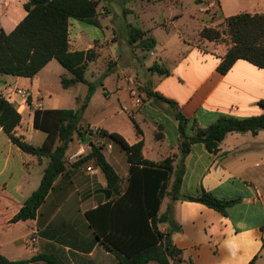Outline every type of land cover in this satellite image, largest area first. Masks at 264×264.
<instances>
[{
    "label": "crops",
    "instance_id": "crops-1",
    "mask_svg": "<svg viewBox=\"0 0 264 264\" xmlns=\"http://www.w3.org/2000/svg\"><path fill=\"white\" fill-rule=\"evenodd\" d=\"M123 1L124 4L135 5L137 2L142 5L140 15L132 16L137 26L128 25L141 29L146 37L156 40L155 48L152 51L144 50V53L155 57L161 54V63H155L171 71L170 76L151 74V78L146 80L150 82L153 91L175 101L182 114L190 119L191 124L186 130L189 136L193 134V122L206 128L223 116L245 119L264 114V108L260 105L264 102V69L239 60L227 74H221L218 66L228 47L206 41L202 49L185 39V34L177 23L182 15L174 13L173 9L182 7L185 0ZM110 2L108 0L109 6ZM215 2L217 13L214 20L217 21H225L243 13L264 14V0ZM25 3L26 0H0V28L7 34L13 32L27 16ZM213 4L210 3L211 8ZM202 5H206V0H203ZM165 10L171 12L169 17H166ZM110 17L106 18L109 21L107 25L100 18L101 28L89 26L101 30L105 28L103 38H99L95 29L87 28L88 25L72 19L69 26L70 45L73 51L96 50L98 57L89 64L87 71L102 58L105 62H113L108 67H111V72L105 78L104 85L108 86V82L112 80L115 83L114 94H125L122 110L128 114L129 125L125 130L113 131L87 122L83 124L94 132L102 128L118 133L130 145L142 140L144 156L150 161L177 158L178 122L170 114L168 104L144 95L142 105H136L132 99L130 90L134 78L126 77L125 74L136 70L147 57H141V60L133 57L128 65H122L121 52L139 45L128 44L127 29L123 31V35L120 31L115 32ZM119 33L121 39H116ZM197 52L205 60L201 64L212 60L213 65L203 80L190 93L184 94L187 80L182 79L177 71L179 67L186 65L190 54ZM55 61H51L33 79L0 75V94L22 116L16 135L35 147H41L47 138L46 132L34 128L36 111L78 110L71 97L54 94L49 77L56 72L61 73ZM106 69H103V73ZM63 76L70 77L68 72L60 74V81ZM91 77L95 78L94 75ZM79 85L86 86L78 84L69 89L62 88L71 91ZM105 89L106 99L110 101L114 94ZM18 90L28 93L30 107H22L23 101ZM132 118L138 124L141 134L137 133ZM91 148L89 145L85 146L84 141L80 143L75 136L66 153V170L54 182L36 219L13 223L12 218L39 188L50 160L25 153L11 142L0 127L1 255L10 261H25L26 264H47L31 262L33 257L40 254L54 255L64 264L116 263V255L104 249L86 216L100 201H107L105 193L108 191L105 177L94 161L76 164L89 154ZM103 153L116 172L125 178V188L129 175L125 152L120 151L118 154L114 146L108 144ZM88 168L95 172L88 171ZM173 181L174 177L171 179ZM202 191H208L221 200L239 201L226 209V215L198 202L173 203L174 217L181 227L173 235V243L181 251L182 264H264V131L257 135L230 133L221 142L217 154H210L203 144L193 145L191 153L185 159L181 194L196 197ZM165 202L166 209L171 203L166 198L161 213ZM165 228V225L161 226L162 230ZM31 238L36 241L27 244Z\"/></svg>",
    "mask_w": 264,
    "mask_h": 264
},
{
    "label": "trees",
    "instance_id": "trees-1",
    "mask_svg": "<svg viewBox=\"0 0 264 264\" xmlns=\"http://www.w3.org/2000/svg\"><path fill=\"white\" fill-rule=\"evenodd\" d=\"M203 3V0H196ZM99 1L97 0H26L27 16L7 34L0 28V75L33 79L51 61L56 60L69 74L63 76L61 84L69 89L78 84L88 87L86 102L93 97L98 83L87 81L86 72L98 54L95 49L73 51L70 45L69 26L72 19L85 25L101 28ZM225 29L204 27L199 31L201 41L223 44L228 47L218 71L225 75L239 60L264 69V14L243 13L225 19ZM127 41L130 46L138 44L145 51H152L156 40L146 37V33L136 27L127 26ZM111 68V67H110ZM103 75L105 79L111 69ZM149 71L160 77L171 75V71L155 63ZM100 84H103L102 82ZM148 98L166 103L170 114L178 122V151L176 157H168L160 162L150 161L144 156V142L130 145L125 138L115 132L99 128L96 134L120 145L129 164L127 186L109 163L103 153V145H92L91 151L76 162L77 165L94 161L104 175L108 185L105 193L107 201L86 213L97 239L104 249L116 255L115 264H182L181 251L173 243V235L181 230L174 217L173 203L192 201L204 204L223 215L226 209L239 200H221L208 191L199 196L181 194L185 176V159L195 144H203L210 154H217L221 142L230 133H251L264 131V114L245 119L220 117L206 128L192 123L193 134L186 133L190 119L180 111L178 104L158 92L152 86H145ZM260 105L264 108V102ZM138 134L141 131L136 121L131 119ZM22 116L15 106L0 94V127L11 142L32 156L48 158L39 188L26 200L24 206L11 222L34 220L48 197L56 179L66 170V153L74 137L86 135L81 127L78 111L44 110L34 113V128L47 133L41 147H35L16 135ZM91 143V142H90ZM178 159L176 165L175 160ZM172 177L174 181L171 182ZM166 198L171 203L161 213ZM165 225V230L161 226ZM264 245V244H263ZM31 262L64 264L54 255L40 254ZM0 264H26L25 261H10L0 254ZM254 264V262L250 263Z\"/></svg>",
    "mask_w": 264,
    "mask_h": 264
},
{
    "label": "rangeland",
    "instance_id": "rangeland-1",
    "mask_svg": "<svg viewBox=\"0 0 264 264\" xmlns=\"http://www.w3.org/2000/svg\"><path fill=\"white\" fill-rule=\"evenodd\" d=\"M97 1H99L98 10L100 18L104 19V25L109 24V21L106 20V18L108 16H111L110 22L114 25V29L116 30L115 32L118 33V31H120L121 35H123V31L127 29L128 24L137 26V24L133 21L132 16L133 14L134 16L140 15V9L142 8V5H140V3L137 4V2H135L136 4L133 5V3L124 4L123 0H111L109 6L108 0ZM210 3H214L212 8L210 7ZM202 4L203 3H197L196 0H185L182 7H173V9L174 13L179 12V14L182 15L181 18H179V20L177 21V23L179 28L183 30L185 34V39L190 41L193 45H198L200 48L203 49L206 41H201L199 31L206 26L218 27L224 30L225 22L214 20L215 13H217V5H215V0H206V5ZM131 9L135 11H132ZM164 13L166 17H169V15H171V12H169V10H165ZM115 20L116 25L114 24ZM86 27L93 30L95 29L89 26ZM95 31L98 32L99 38H103L104 33H106L105 28L104 30L95 29ZM117 38L121 39L120 33L116 35V39ZM168 47H170V45ZM121 53L123 55L122 65H128L131 62L130 59L133 57H136L139 60H141V57H147L145 60H142L143 63H141V66L137 67L136 70H132L125 74L126 77L131 76L134 78V80L139 83L140 94H142V97L144 95L147 98V95L145 93V86L150 82L146 79L151 78L152 74L149 69L154 65L155 62L161 63V54L157 57L150 56L148 55V53H144V50L139 46H136L135 48L130 47L128 49H124V51ZM201 61L205 60H203V57L200 52L193 53L190 54V56L188 57L186 65L179 67L177 74H180L182 79L187 80V87L185 88L184 94L190 93V90H193V88L198 85L206 76V74L211 70V67L213 65L212 60H206L207 62L204 64H201ZM54 63L58 65L59 72L61 71V73L56 72L49 77L51 86L54 90V94L56 96L58 94H61V96L71 97L72 101H74L78 108L77 111L79 112V115L82 120L81 127L84 130V134L86 135V138H89V141L91 143L99 146L103 145L104 149H106L108 144H112L114 146L115 151H117L119 154L120 151H123L119 144L110 140H103L99 138L96 134L90 135L89 131L94 130H91L88 125L83 124V122H87L92 125L101 126L113 131L120 129L125 130L126 128H128V114L123 112L122 110L124 106V101L126 100L125 94L123 92L118 93V95L114 94L115 83L110 80L108 82V86H105V79H101L103 75L108 71V67L112 65L113 62H105L104 58H102L99 63H97L95 66H93L92 69H89V71H87V79L93 83H98V87L89 102H86V97L88 94L87 86L79 85L77 88L71 91H65L62 88L59 76L60 74H64L67 71L58 62L55 61ZM104 68L107 69L103 73ZM91 75H94L95 78L92 79ZM101 82L103 84H100ZM105 88H107V90L111 94H114L110 101H107L106 99ZM128 99L129 101H131L130 97ZM143 102L144 98H142V104ZM147 134H149L148 131ZM147 138H149V136ZM78 141L81 143L84 141V139L82 137H78ZM85 146H88V144H85ZM175 160H177L175 162L177 165L178 159L175 158ZM166 204L167 202H165V205L162 210L163 212L166 210Z\"/></svg>",
    "mask_w": 264,
    "mask_h": 264
},
{
    "label": "built area",
    "instance_id": "built-area-1",
    "mask_svg": "<svg viewBox=\"0 0 264 264\" xmlns=\"http://www.w3.org/2000/svg\"><path fill=\"white\" fill-rule=\"evenodd\" d=\"M140 85L136 80L132 81V87L130 90V95L132 97V99L134 100V102L136 103V105H141L142 104V96L140 94ZM18 95H20V97L22 98V107H30V103H29V96L28 93L26 91L23 90H18ZM88 171L90 172H95L93 171L92 168H88ZM36 240L35 238H31L27 244H32L34 243Z\"/></svg>",
    "mask_w": 264,
    "mask_h": 264
},
{
    "label": "water",
    "instance_id": "water-1",
    "mask_svg": "<svg viewBox=\"0 0 264 264\" xmlns=\"http://www.w3.org/2000/svg\"><path fill=\"white\" fill-rule=\"evenodd\" d=\"M84 143L85 144H88L90 147H92V143H89V138L87 137L85 140H84Z\"/></svg>",
    "mask_w": 264,
    "mask_h": 264
}]
</instances>
